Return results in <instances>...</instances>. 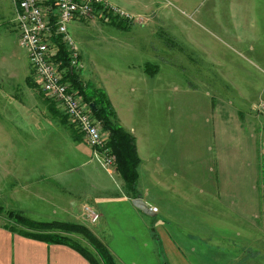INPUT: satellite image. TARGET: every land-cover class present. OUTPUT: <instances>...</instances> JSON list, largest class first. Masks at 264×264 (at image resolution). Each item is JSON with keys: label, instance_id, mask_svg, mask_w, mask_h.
I'll use <instances>...</instances> for the list:
<instances>
[{"label": "rangeland", "instance_id": "1", "mask_svg": "<svg viewBox=\"0 0 264 264\" xmlns=\"http://www.w3.org/2000/svg\"><path fill=\"white\" fill-rule=\"evenodd\" d=\"M111 3L132 15L128 28L118 29L100 15L95 22L69 23L84 66L80 76L93 83L110 68L121 73L129 66L145 68L146 62L160 72L157 79L147 73L148 83L158 87L157 97L145 93L134 98L141 116L149 107L148 117L160 121L168 132L166 155L173 142L174 163L166 169L177 183V192L171 194L177 203L167 210L174 216H164L165 210L151 216L134 209L136 215L123 203L98 206L95 198L84 195H106L105 186L111 193L114 179L93 160L89 152L95 148L57 102L38 83L29 85L28 79L36 78L19 42L13 1L0 0V205L5 209L0 225L15 224L6 214L12 209L37 221L71 222L91 229L87 219L61 218L52 202L72 197L76 205L100 213L94 227L105 230L104 240L117 264H264V0ZM137 81L131 80L139 85ZM45 99L67 123L54 117ZM72 129L83 141L72 140ZM216 155L220 167L214 164ZM210 175L228 181V209L217 200L210 204L211 215H221L223 221L215 234H208L212 240L189 228L190 220L197 222V197L201 188H210ZM144 183L143 178L142 187ZM185 188L191 201L183 197ZM162 219L180 248H175L178 253L153 235ZM50 230L73 238L96 255L82 233L57 226Z\"/></svg>", "mask_w": 264, "mask_h": 264}, {"label": "crops", "instance_id": "2", "mask_svg": "<svg viewBox=\"0 0 264 264\" xmlns=\"http://www.w3.org/2000/svg\"><path fill=\"white\" fill-rule=\"evenodd\" d=\"M109 3H111V0H109ZM112 5L120 8V5L117 3ZM139 15H141L143 18H148V16L143 13ZM91 22H95V18H93ZM86 33L87 36L90 35V33L87 31ZM120 46L122 45L120 44ZM133 66L136 67L137 64L133 63ZM128 68L129 69H126V72L124 71L121 73L118 71H113L114 69L110 68L108 71L102 73V77L98 74V77L95 78L93 83L106 90L115 107L119 122L136 138L137 150L140 156L138 172L140 184L139 193L141 198L147 205V199L152 200L153 203L148 206L150 208L156 207V214L165 210L163 215L168 216L169 218L171 215L174 216V214L173 212L167 210L174 208L175 203H177V201H175L171 195L172 193L177 192V189L175 188V184L177 183L172 182L170 179V169H166L170 164L174 163L173 142L172 151L169 153L170 155H166L165 152L167 145L170 144L168 132L166 131L165 133V128L160 121L151 120L148 117L151 112L149 107L145 111V116H141V108L135 104L136 100L134 98L136 97L139 100L146 93L149 94V96H153L155 99L159 90L156 85L153 86L152 84L148 83V74L142 65H140L138 68H132L131 66ZM159 74L160 72H157L155 75H149L150 77L157 79ZM131 80H139V82H137L140 84L135 85L131 82ZM75 142L77 143V141ZM89 153L92 154L93 160L96 161V163H98V165H100L111 176V178L114 179L113 181L115 183L113 184L115 186L111 183V193L109 188L105 186L103 191L106 192V195H93L90 193H85L84 195L89 196V198L92 199L95 198V204L98 206L103 203H108L111 208L112 205L117 206V204L123 203L136 214L135 210L140 209L133 204V198L127 192L124 181L116 171V168L107 167L104 164L103 160L105 158V154L103 152H99L91 148V152ZM219 157L220 156L216 155L213 161L215 165H219L220 167L222 166V162ZM178 159L180 158L177 156L176 161H178ZM210 162L213 165L212 160ZM209 170L212 171L214 169L210 167ZM219 173H222V171H219ZM117 176L120 180H118ZM143 178L145 187H142ZM207 180L209 182L210 188H204L205 190L201 188L197 197V201H199L197 203L200 205L198 218L194 220V222H197L194 224L191 223V220L189 222L190 230L192 232H198L200 230L199 233H202L206 236L204 238H209L211 235L215 234L216 227L223 225L222 217H220L221 215H211V202L213 200H217V203L220 207H223L224 210L228 209L227 178L224 180V183H222L221 178H218V176L210 175L207 177ZM199 184L204 186L202 183ZM66 193H70V196L72 195L71 190H66ZM153 194H155V199H153ZM191 195L192 194L188 192L187 188L183 190V197L186 201L192 200ZM52 202L58 206L61 218L78 221H84L87 219V223L91 229H93V231L105 242L103 237L105 230L102 228L96 229L94 227V223H91L86 217L84 207L78 204L76 205L72 197L67 200L63 199L62 202L58 201L56 198H53ZM201 203L203 204L201 205ZM188 207L191 208L190 206ZM220 213L221 212L219 211V214ZM201 221L204 224V228L202 227V229L199 228V224L202 223ZM165 224L166 220L162 219L156 224L154 229L157 236L159 237V241L163 243V247H166L171 251L176 250L175 248L180 250V248H178L177 244L175 243L176 240L171 236ZM210 240H212L211 237ZM175 244L176 246H174ZM176 253H178V251ZM0 264H91V262L71 246L65 244L48 243L46 241L24 236L19 233L12 232L3 225H0Z\"/></svg>", "mask_w": 264, "mask_h": 264}, {"label": "built area", "instance_id": "3", "mask_svg": "<svg viewBox=\"0 0 264 264\" xmlns=\"http://www.w3.org/2000/svg\"><path fill=\"white\" fill-rule=\"evenodd\" d=\"M19 42L29 55L32 71L40 88L82 132L86 141L103 152L107 167H115V156L108 154L107 133L95 117L91 104L68 78L69 66L79 72L84 66L76 41L69 33V23L75 20H92L101 16L104 9L114 14L133 18L108 0H12ZM60 37L68 51V65L58 59ZM102 147V148H101ZM154 212L156 207H151ZM86 217L91 223L100 219V213L85 206Z\"/></svg>", "mask_w": 264, "mask_h": 264}, {"label": "trees", "instance_id": "4", "mask_svg": "<svg viewBox=\"0 0 264 264\" xmlns=\"http://www.w3.org/2000/svg\"><path fill=\"white\" fill-rule=\"evenodd\" d=\"M101 18L104 22L115 25L121 29L128 28L129 24H132L131 18L114 14L112 10L108 9L102 11ZM56 41L58 42L59 47L58 59L63 61V65H68V51L60 37H57ZM144 67L149 74L155 75L158 72L155 71L156 68L151 63H146ZM68 78L79 90L83 98L90 104L93 103V106H91L93 113L101 122L107 133L108 138L106 147L108 148V154L115 156V168L123 179L127 192L133 199L141 197L139 193L138 172L140 156L137 150L135 136L127 131L119 122L115 107L105 89L95 86L92 82H85L81 78L80 72H76L75 69H71L70 66ZM32 82L36 85L38 83L37 81H31L28 79L30 86H33ZM45 101L48 103V109L54 117H59L63 123H67V120L60 114L57 108L47 99H45ZM71 134L74 141H83L82 137L77 134L75 130L72 129ZM4 210V207L0 205V214L4 213ZM6 214L15 224H7L3 226L12 232L46 241L48 243L71 246L85 256L91 264H117L108 245L94 231L86 226L63 221H37L24 215L23 212L12 209L6 211ZM16 224L21 227L18 226L17 228ZM55 226L63 227L69 231L82 233L94 247L96 255L91 253L86 247L73 238L62 234L59 231H51L50 229ZM153 231L155 232V230ZM153 235H155L157 239L159 238L156 233ZM164 264L169 263L166 262Z\"/></svg>", "mask_w": 264, "mask_h": 264}, {"label": "water", "instance_id": "5", "mask_svg": "<svg viewBox=\"0 0 264 264\" xmlns=\"http://www.w3.org/2000/svg\"><path fill=\"white\" fill-rule=\"evenodd\" d=\"M91 106H93V103L91 104ZM132 202L137 208H139L146 214L151 215V216L156 215V213L153 210H151V208L145 203V201L141 197L134 198Z\"/></svg>", "mask_w": 264, "mask_h": 264}]
</instances>
